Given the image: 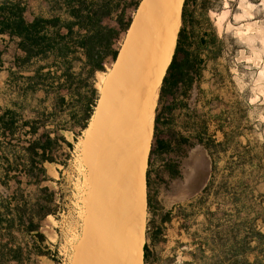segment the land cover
<instances>
[{"label": "rangeland", "instance_id": "1", "mask_svg": "<svg viewBox=\"0 0 264 264\" xmlns=\"http://www.w3.org/2000/svg\"><path fill=\"white\" fill-rule=\"evenodd\" d=\"M41 8L30 6L43 18L68 20L61 0H50ZM205 2L207 10L202 9ZM188 10L191 49L200 52L205 63L200 79L194 82L185 108L171 117L163 115L162 133H172L195 142L202 132L204 143L211 140L213 151L195 144L185 150L179 161L180 177L169 180L164 165L175 154L153 156L150 161V211L148 221L160 233L148 242L147 264H247L264 263V0H192ZM131 9L127 11V15ZM104 24L116 27L114 19ZM214 33L217 42L212 50L199 51L198 41ZM124 34L114 48L119 49ZM216 57L212 59V52ZM72 59V58H71ZM53 59L43 73L55 70ZM112 64L105 61L103 72ZM81 65L73 61V71ZM26 76L33 75L29 71ZM60 72L58 71L57 74ZM56 75V74H55ZM95 89V87H94ZM96 90V89H95ZM98 96V92L96 90ZM37 89L18 100L21 116L33 118L51 104ZM42 104V105H40ZM51 129V128H49ZM60 133L73 148L62 144L55 152V162L45 163L47 179L39 184L21 180L0 184V212L4 202L14 205L22 197L27 208L41 206L42 217L34 212L35 222L44 235L43 250L49 256H33L27 264H71L81 222L77 204L81 200L82 164L76 144L80 136ZM153 211V212H152ZM151 226V225H150ZM22 242L29 241L21 240ZM246 242V245L244 244ZM242 253V256H239Z\"/></svg>", "mask_w": 264, "mask_h": 264}, {"label": "trees", "instance_id": "2", "mask_svg": "<svg viewBox=\"0 0 264 264\" xmlns=\"http://www.w3.org/2000/svg\"><path fill=\"white\" fill-rule=\"evenodd\" d=\"M192 0H183L180 15V26L177 32L174 50L170 63L162 78L157 105L154 112L152 140L149 147L145 170V198L146 208L152 209L149 196L150 187V161L153 156L175 154L176 159L167 161L164 170L169 180L180 177L179 163L185 156V150L201 144L211 152V140L205 143L202 132L197 133L191 142L186 137H177L172 133L164 134L160 130L163 115L172 116L178 108H185L194 82L201 77L203 64L199 58L200 52L191 49L189 40V25L192 16L188 10ZM68 20L60 18L36 17L26 22L23 17L25 7L19 3L2 4L0 6V32H8L19 38L18 48L24 53L23 57L14 59V66L18 71H33V75L19 76L24 80V91L35 93L37 89L45 94H52L53 108L55 110L45 114L37 113L32 120H23L12 110H5L0 115V138L9 147L7 155L0 156V184L7 186L10 181L20 185L19 177L22 175L29 181L39 184L47 179L44 168L45 163L55 162V152L65 145L72 149L60 131L73 132L78 128L75 141L87 127L93 113L98 96L91 83L96 72L105 70L107 59H116L118 49L115 44L121 35L125 34L130 26L134 12L140 0H61ZM202 9L207 10L205 2ZM131 13L127 15V11ZM114 19L116 27L107 26L104 21ZM216 36L208 33L198 41L199 51L211 50L216 46ZM212 51V50H211ZM216 52H212V59ZM53 59L55 70L43 73L45 65H34ZM72 58V59H71ZM73 61L81 65L78 73L73 71ZM111 64V65H112ZM109 66V68L111 67ZM105 73V72H104ZM56 74V75H55ZM68 114V120L58 123L53 129H46V125ZM26 136L22 139L19 136ZM15 140V144L12 143ZM0 141V150L2 144ZM24 142L19 146L18 143ZM18 147L19 151L16 149ZM10 154V156L8 155ZM4 211L0 212V264H27L33 256H49L41 246L45 241L40 227L35 222L34 212L38 218L42 217L44 209L39 206L36 211L27 208L22 197L14 202H4ZM151 212V211H150ZM153 212V211H152ZM148 221L145 228V239L154 241L160 233L159 227H152ZM151 225V226H150ZM29 241L22 242L21 240ZM142 246V262L148 263V242ZM246 245V242L244 243ZM242 253H239V256ZM235 264H247L239 259ZM264 264V263H262Z\"/></svg>", "mask_w": 264, "mask_h": 264}, {"label": "bare ground", "instance_id": "3", "mask_svg": "<svg viewBox=\"0 0 264 264\" xmlns=\"http://www.w3.org/2000/svg\"><path fill=\"white\" fill-rule=\"evenodd\" d=\"M182 3L140 0L116 59L98 75V99L76 144L83 180L71 264H143L147 155Z\"/></svg>", "mask_w": 264, "mask_h": 264}, {"label": "crops", "instance_id": "4", "mask_svg": "<svg viewBox=\"0 0 264 264\" xmlns=\"http://www.w3.org/2000/svg\"><path fill=\"white\" fill-rule=\"evenodd\" d=\"M51 1L50 0H0V6L2 4H14L19 3L21 6L25 7V11L23 13L24 20L26 22H31L34 18L43 16L38 13L37 11H33L30 6H35L36 8H41L42 5H47ZM0 19H2L0 17ZM19 38L10 35L8 32H0V115L5 110H12L18 113L21 116V108L19 106L18 100L22 101V98L29 94V92H25V83L19 76H26L29 74L26 71H18L17 68L14 66V59L17 57H23L24 53L19 50L18 48ZM52 94H45L44 98L41 100V103L44 102V99H49ZM53 98V97H52ZM42 105V104H40ZM44 108V107H43ZM40 109L41 113H49L53 110V99H51V104L46 109ZM22 117V116H21ZM35 116L31 119H25L22 117L23 120H32ZM68 120V114H62L59 118H54L53 121H50L46 125V129L51 128L53 129L58 123H62ZM64 132L63 130L60 133ZM69 132V131H65ZM22 139H26V136L20 134L19 136ZM1 141V138H0ZM12 143L15 144V140H12ZM2 150H0V156L7 155V150L9 147L5 146V142H2ZM17 145L22 146L24 142L18 143ZM18 151V147L16 148ZM10 156V154H8ZM24 176H20L19 180L21 181L24 179ZM10 183V182H9Z\"/></svg>", "mask_w": 264, "mask_h": 264}, {"label": "water", "instance_id": "5", "mask_svg": "<svg viewBox=\"0 0 264 264\" xmlns=\"http://www.w3.org/2000/svg\"><path fill=\"white\" fill-rule=\"evenodd\" d=\"M180 15H181V12H180ZM171 60V59H170ZM170 63V62H169ZM167 69V68H166ZM166 71V70H165ZM165 74V73H164Z\"/></svg>", "mask_w": 264, "mask_h": 264}]
</instances>
